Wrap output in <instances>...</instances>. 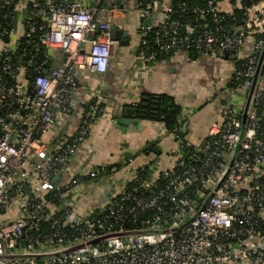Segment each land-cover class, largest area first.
<instances>
[{"label": "built area", "instance_id": "obj_1", "mask_svg": "<svg viewBox=\"0 0 264 264\" xmlns=\"http://www.w3.org/2000/svg\"><path fill=\"white\" fill-rule=\"evenodd\" d=\"M123 1L0 0V264H264V0H230L237 20L221 0L194 16L170 0ZM127 24L134 73L177 53H227L243 96L223 101L221 120L166 166L113 174L109 199L77 213L75 196L100 171L60 174L104 109L88 103L69 139L42 136L79 72L107 70L112 31Z\"/></svg>", "mask_w": 264, "mask_h": 264}, {"label": "crops", "instance_id": "obj_2", "mask_svg": "<svg viewBox=\"0 0 264 264\" xmlns=\"http://www.w3.org/2000/svg\"><path fill=\"white\" fill-rule=\"evenodd\" d=\"M123 2L134 7L130 1ZM221 8L231 10L230 0H221ZM128 17L130 22L137 19L134 12ZM126 30L133 43L132 49L116 48L104 73L81 70L79 87L72 95L69 108L57 112L56 121L42 136L47 143L69 139L77 133L79 117L88 103L99 101L104 109L89 123L86 136L60 174L63 180H67L79 171L108 168L78 193V196L86 197L75 200L77 213L91 212L99 203L109 199V180L113 174L119 179L128 178L134 169H147L154 162L160 167L166 166L182 148L197 144L206 135L212 121L221 120L223 101L238 100L243 96L242 89H233L229 85L233 70L231 59L199 54L191 57L182 52L141 67L134 73L138 37L128 24ZM154 94L171 96L181 110L189 112L180 128L173 130L176 135L166 134L157 119L139 115L140 111L131 105L133 101H140L142 106L148 104L152 109L157 108L160 101L152 98ZM127 107L134 110L127 113ZM185 122L186 127L181 130Z\"/></svg>", "mask_w": 264, "mask_h": 264}, {"label": "trees", "instance_id": "obj_3", "mask_svg": "<svg viewBox=\"0 0 264 264\" xmlns=\"http://www.w3.org/2000/svg\"><path fill=\"white\" fill-rule=\"evenodd\" d=\"M171 4L174 5V7H176L177 10L180 9L179 5L181 3H183L186 7L187 10L189 11H185L186 14L188 15H192L194 16V8L198 5H200L203 0H170ZM239 12L237 9H232V13H231V18L236 19L237 20V16H238ZM196 56V53L191 55V57ZM229 85L231 86V88H236L238 87V82L237 81H232L229 82ZM152 98H157L160 102L158 103L157 108H150V106L144 105L142 106V102L140 101H136V102H132L131 105H133L134 107H136V109L138 111H140L138 114L142 115L143 117L146 118H154L157 119V121H159L162 126L164 127V129L168 132V131H177L181 124L178 121V116L181 112V106L176 103L173 98L169 95H163V94H159V95H155L152 96ZM170 102V104H168ZM146 106V107H145ZM183 150V148H182ZM188 150V148H187ZM100 172H104L108 171V168H99L98 169ZM146 170V168H138L139 173H143Z\"/></svg>", "mask_w": 264, "mask_h": 264}, {"label": "water", "instance_id": "obj_4", "mask_svg": "<svg viewBox=\"0 0 264 264\" xmlns=\"http://www.w3.org/2000/svg\"><path fill=\"white\" fill-rule=\"evenodd\" d=\"M112 34H113L114 39L117 40V45H116L117 48L129 49V50L132 49L133 43L130 40V35L128 33V30H126V29H113ZM219 58L232 59L233 56L229 55L227 53H224V54L220 55ZM252 88H253V86H252ZM252 88L250 90H252ZM168 104H170V102ZM133 110L134 109L130 108V107H127L125 109V111L127 113H130ZM126 120L128 122H130V119H126ZM185 127H186V122L184 123L183 127L181 128V130H184ZM179 133L181 134V131H179ZM24 190L26 192H28L26 187L24 188Z\"/></svg>", "mask_w": 264, "mask_h": 264}, {"label": "rangeland", "instance_id": "obj_5", "mask_svg": "<svg viewBox=\"0 0 264 264\" xmlns=\"http://www.w3.org/2000/svg\"><path fill=\"white\" fill-rule=\"evenodd\" d=\"M118 56V55H117ZM115 58V57H114ZM95 195V194H94ZM86 197V196H85ZM85 197H81V196H78V195H76L75 196V200H78V199H80V198H85ZM93 199V198H92Z\"/></svg>", "mask_w": 264, "mask_h": 264}]
</instances>
